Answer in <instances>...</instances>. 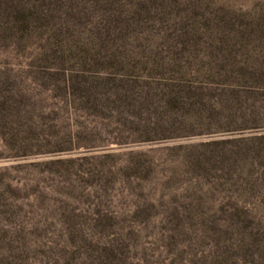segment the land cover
Returning a JSON list of instances; mask_svg holds the SVG:
<instances>
[{
    "label": "rangeland",
    "instance_id": "1",
    "mask_svg": "<svg viewBox=\"0 0 264 264\" xmlns=\"http://www.w3.org/2000/svg\"><path fill=\"white\" fill-rule=\"evenodd\" d=\"M0 264H264V0H0Z\"/></svg>",
    "mask_w": 264,
    "mask_h": 264
}]
</instances>
